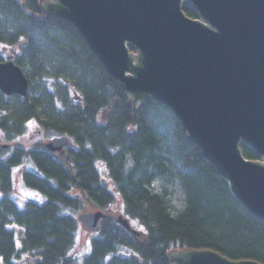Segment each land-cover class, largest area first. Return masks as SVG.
Returning a JSON list of instances; mask_svg holds the SVG:
<instances>
[{"label": "trees", "instance_id": "1", "mask_svg": "<svg viewBox=\"0 0 264 264\" xmlns=\"http://www.w3.org/2000/svg\"><path fill=\"white\" fill-rule=\"evenodd\" d=\"M43 1L0 0V63L13 60L30 83L26 97L0 90V131L12 142L34 123L45 138L72 144L57 154L0 150V264H170L173 252L200 250L264 264V220L165 105L149 99L135 109L78 30ZM183 11L197 19L186 2ZM241 152L260 159L245 145ZM30 164L22 182L42 198L21 206L12 195L16 170ZM118 199L143 234L106 217L90 251L76 256L84 200L103 211Z\"/></svg>", "mask_w": 264, "mask_h": 264}, {"label": "water", "instance_id": "2", "mask_svg": "<svg viewBox=\"0 0 264 264\" xmlns=\"http://www.w3.org/2000/svg\"><path fill=\"white\" fill-rule=\"evenodd\" d=\"M184 2L197 19L185 14ZM42 5L78 30L135 109L149 99L165 105L238 200L264 220V0H44ZM29 85L13 60L0 63L6 96L26 97ZM71 144L63 136L45 148L57 154ZM242 144L260 160L246 159ZM106 217L99 211L78 219L85 231L96 233ZM116 220L141 235L124 215ZM169 260L260 264L209 250L173 252Z\"/></svg>", "mask_w": 264, "mask_h": 264}, {"label": "rangeland", "instance_id": "3", "mask_svg": "<svg viewBox=\"0 0 264 264\" xmlns=\"http://www.w3.org/2000/svg\"><path fill=\"white\" fill-rule=\"evenodd\" d=\"M129 47V46H128ZM132 53H134V50H130ZM51 140L44 137L41 130L38 128V126L34 123L29 124V129L27 133L21 137L16 139L15 141L9 142L6 140L4 134L0 131V150L4 151L3 154L5 156L9 155L12 150L15 148H20L25 151L32 150L36 147H45L46 143ZM245 144H242L240 146V149H243V146ZM246 146V145H245ZM260 160V159H259ZM258 161V160H257ZM34 168L31 164L28 166H21L19 169L16 170L15 175V190L13 191L12 195L13 197L19 202L21 206H23L28 200L30 199H41L42 197L35 191L29 190L26 188L22 182L21 179V173L25 169H32ZM172 200L173 204L176 207V209H181L183 206V196L181 192L177 189L173 190L172 194ZM122 202L120 199H118L113 206H111L107 210L99 209L95 207L91 202L84 200L83 202V208L80 214L82 213H93V212H104L107 217L117 219V217L122 214L123 215V209H122ZM130 221V220H129ZM133 227L139 231L140 234H143V229L136 223L131 222ZM96 237V233H89L85 231L82 226L80 229V235L78 238V242L75 248V255L79 258H83L91 248V241ZM172 254L170 255V257ZM25 264H33L32 261L25 262Z\"/></svg>", "mask_w": 264, "mask_h": 264}, {"label": "built area", "instance_id": "4", "mask_svg": "<svg viewBox=\"0 0 264 264\" xmlns=\"http://www.w3.org/2000/svg\"><path fill=\"white\" fill-rule=\"evenodd\" d=\"M131 53H132V52H131ZM133 54L136 55V56H138V53H137V52H134Z\"/></svg>", "mask_w": 264, "mask_h": 264}, {"label": "bare ground", "instance_id": "5", "mask_svg": "<svg viewBox=\"0 0 264 264\" xmlns=\"http://www.w3.org/2000/svg\"><path fill=\"white\" fill-rule=\"evenodd\" d=\"M136 52V51H135Z\"/></svg>", "mask_w": 264, "mask_h": 264}]
</instances>
